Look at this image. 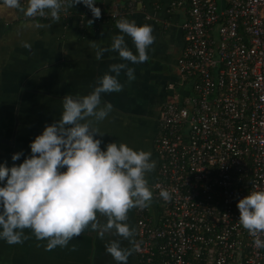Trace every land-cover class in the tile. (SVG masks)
<instances>
[{
    "label": "built area",
    "instance_id": "1",
    "mask_svg": "<svg viewBox=\"0 0 264 264\" xmlns=\"http://www.w3.org/2000/svg\"><path fill=\"white\" fill-rule=\"evenodd\" d=\"M143 2L124 0L112 9L95 4L99 19L84 6L80 16L98 29L144 11ZM150 4L154 10L164 5L165 30L176 10L185 12L175 23L184 39L177 75L189 94L175 95L158 111L153 197L147 208L135 207L138 264H264V248L254 246L236 207L248 192L264 190V0ZM31 18L41 17L21 16ZM162 189L171 200L160 197Z\"/></svg>",
    "mask_w": 264,
    "mask_h": 264
},
{
    "label": "crops",
    "instance_id": "2",
    "mask_svg": "<svg viewBox=\"0 0 264 264\" xmlns=\"http://www.w3.org/2000/svg\"><path fill=\"white\" fill-rule=\"evenodd\" d=\"M96 4L112 9L122 6L124 0H97ZM143 4L159 21L146 19L140 13L120 17L135 21L137 25H151L153 29L155 39L147 49L149 58L136 64L122 61L114 51L104 52L100 60L95 58L98 48H109L112 37L121 34L115 26L120 18L95 29L87 23L90 17L77 16L84 11L82 4L68 7L70 16H60L58 21L50 16L21 19L22 13L0 4V139L10 138L15 118H19L15 133L18 128L23 132L30 131V138L22 139L21 144H16L17 148L14 140L11 153L0 148V163L9 167L18 165L17 161L11 160L12 154L17 152L22 153L20 162L30 156V142L45 125L59 119L62 98L65 95H87L97 77L107 72L110 64L123 62L134 70L135 79L129 81L122 71L118 77L123 85L122 91L102 94V102L111 103L112 111L103 121H94V126L103 134H96L94 138L101 140V150L108 143L117 142L133 150L149 151L155 168L146 173L145 178L148 185L155 181L158 159L154 137L158 109L175 95L189 94V84L178 85L177 75V60L184 41L175 23L183 21L185 12L179 9V15L172 17V24L163 33L164 5L160 10H154L147 1ZM38 24L45 27H37ZM125 41L136 54L131 38L125 36ZM25 43L30 48H25ZM170 84H173L172 88ZM0 143L8 145L2 140ZM23 144L20 148L19 145ZM98 220L101 224L105 222L100 214ZM135 232L127 242L128 248L132 249L127 264H138L134 252ZM110 241H119L120 246L126 248L124 238L113 231L100 237L89 227L66 246L47 250V240H37L31 229L26 228L23 229L22 243L9 246L1 244L3 240H0V264H117L106 251V244ZM7 257L15 262L8 261Z\"/></svg>",
    "mask_w": 264,
    "mask_h": 264
},
{
    "label": "clouds",
    "instance_id": "3",
    "mask_svg": "<svg viewBox=\"0 0 264 264\" xmlns=\"http://www.w3.org/2000/svg\"><path fill=\"white\" fill-rule=\"evenodd\" d=\"M97 0H0V4L16 9L26 17H47L58 21L60 13L75 4L86 6L91 16L99 19ZM88 25L93 19L87 20ZM50 25H47L49 27ZM116 28L121 34L112 37L109 48H98L95 58L114 51L122 61L133 64L148 60L147 49L155 37L151 25H137L120 18ZM37 27H45L38 24ZM125 36L130 37L136 54L129 49ZM25 48L30 45L25 43ZM124 72L129 81L134 70L120 62L108 66L97 77L92 90L84 96L65 95L59 119L45 125L29 144L31 155L18 165L0 163V240L7 244L22 243L23 229H31L37 240H47L46 249L64 247L86 228L115 234L130 241L128 212L147 208L153 197L145 178L155 168L151 153L133 150L124 143L112 142L101 150L100 133L94 121H103L112 111V104L102 102V94L123 89L118 77ZM91 118V119H89ZM22 153L12 154L17 161ZM63 169V170H62ZM160 197L169 201V191L161 190ZM239 223L253 237L257 249L264 248V190L250 191L237 201ZM98 214L105 218L98 220ZM106 251L117 264H127L132 249L123 248L119 241L106 244Z\"/></svg>",
    "mask_w": 264,
    "mask_h": 264
},
{
    "label": "trees",
    "instance_id": "4",
    "mask_svg": "<svg viewBox=\"0 0 264 264\" xmlns=\"http://www.w3.org/2000/svg\"><path fill=\"white\" fill-rule=\"evenodd\" d=\"M106 23V22H105ZM102 24L103 26L104 25H106V24H108V23H106V24ZM182 49H183V46H182V48H181V51H180V53H179V56H178V58L180 57V55H181V52H182ZM11 134V133H10ZM9 134V135H10ZM27 138H30V131H25V132H23L21 129H19L18 128V130L16 131V133H15V145L16 144H21V141H22V139H24L25 141H26V139ZM20 140V141H19ZM20 146V148L21 147H23L24 146V144L23 145H19ZM18 146V147H19ZM25 146H27V143L25 144ZM3 147V149L9 154V153H11V148H10V146L9 145H4V144H1L0 143V148H2ZM16 148H17V145L15 146ZM2 149V150H3ZM1 150V149H0ZM157 159H158V157H157ZM158 161H159V159H158ZM159 163V162H158Z\"/></svg>",
    "mask_w": 264,
    "mask_h": 264
},
{
    "label": "flooded vegetation",
    "instance_id": "5",
    "mask_svg": "<svg viewBox=\"0 0 264 264\" xmlns=\"http://www.w3.org/2000/svg\"><path fill=\"white\" fill-rule=\"evenodd\" d=\"M166 30L164 29V26H162L161 31L164 33ZM181 34H182V37H183L182 31H181ZM183 41H184V39H183ZM183 45H184V42H183ZM169 87L172 88L173 84H170ZM18 119L19 118H15L14 127H16V128L18 126ZM156 122H157V116H156ZM14 140H15V137H14ZM148 187H149V185H148ZM135 219H136V216H135V207H134V208L130 209V211L128 212V221H127V223L129 224L130 229L133 230V232L135 231ZM124 240H125V242H124L125 247L128 248V244H127L128 240L125 239V238H124Z\"/></svg>",
    "mask_w": 264,
    "mask_h": 264
},
{
    "label": "water",
    "instance_id": "6",
    "mask_svg": "<svg viewBox=\"0 0 264 264\" xmlns=\"http://www.w3.org/2000/svg\"><path fill=\"white\" fill-rule=\"evenodd\" d=\"M145 1V0H144ZM147 2L150 4V0H147ZM151 5V4H150ZM140 6V5H139ZM147 7V6H146ZM152 7V6H151ZM135 13H140V14H142L143 16L145 15V13H148V11H147V8H145L144 9V11H141L140 10V7L139 8H137V11L136 12H134V13H132V14H130V15H133V14H135ZM149 14V13H148ZM150 15V14H149ZM21 16H23V14L21 15ZM20 16V17H21ZM78 17H81L80 15H77ZM82 18V17H81ZM89 19H91V18H89ZM154 19H155V17L153 16L152 18H150L149 20H152V21H154ZM92 25H93V23H92ZM93 27V26H92ZM167 101H169V100H166L165 102H163L162 103V105L164 104V103H166ZM161 105V106H162ZM161 106L159 107V109L161 108ZM159 109H158V111H159ZM158 114V113H157ZM15 129H16V127H14V131H13V133H12V135H10V138L9 139H0V140H2V141H5V143H7L9 146H10V148H11V150L12 151H14V137H15ZM17 163L19 164V163H21L19 160H17Z\"/></svg>",
    "mask_w": 264,
    "mask_h": 264
},
{
    "label": "rangeland",
    "instance_id": "7",
    "mask_svg": "<svg viewBox=\"0 0 264 264\" xmlns=\"http://www.w3.org/2000/svg\"><path fill=\"white\" fill-rule=\"evenodd\" d=\"M179 13H180V12H179L178 10H176V11L174 12V15H173V16L179 15ZM187 94H188V92H186V95H187ZM174 98H175V97H172L171 99H174ZM5 243H6V242L3 240V242H2L1 244H5ZM9 246H11V245H9ZM11 250L14 251V249H12V248H11ZM15 257H16V256H14L13 258H15ZM13 258H12V259H13ZM12 259H10V258L7 257V260H8V261L10 260V262L14 263L15 261H13ZM7 260H6V261H7Z\"/></svg>",
    "mask_w": 264,
    "mask_h": 264
}]
</instances>
